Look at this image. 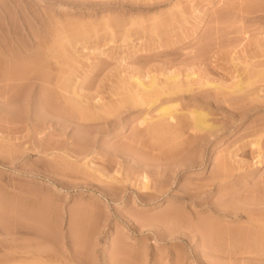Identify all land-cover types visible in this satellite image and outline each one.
Here are the masks:
<instances>
[{"label": "rangeland", "instance_id": "374dc122", "mask_svg": "<svg viewBox=\"0 0 264 264\" xmlns=\"http://www.w3.org/2000/svg\"><path fill=\"white\" fill-rule=\"evenodd\" d=\"M0 58V264L264 263L218 254L225 239L199 228L246 223L217 203L245 205L239 195L264 184V0H0ZM170 75L188 89L163 99L214 126L186 129L181 155L152 159L131 135L162 101L144 113L118 99L144 92L134 77L166 86ZM75 89L113 113L111 127L77 126ZM223 176L239 187L225 196Z\"/></svg>", "mask_w": 264, "mask_h": 264}, {"label": "bare ground", "instance_id": "6f19581e", "mask_svg": "<svg viewBox=\"0 0 264 264\" xmlns=\"http://www.w3.org/2000/svg\"><path fill=\"white\" fill-rule=\"evenodd\" d=\"M114 22V21H113ZM110 23V22H109ZM108 23V24H109ZM117 23V22H116ZM112 24H114V23H112ZM115 25H117V24H115ZM114 25V26H115ZM111 27H112V25H111ZM109 28H110V25H109ZM111 30V29H110ZM129 31V30H128ZM111 33H113V31H111ZM114 34V33H113ZM5 42V41H4ZM5 47V46H4ZM1 59V58H0ZM2 60H3V58H2ZM1 61V60H0ZM4 63V62H3ZM1 64V63H0ZM7 68V67H6ZM1 69V68H0ZM4 69H5V67H4ZM3 71V70H2ZM10 72V71H9ZM1 74H2V72H0ZM2 76V75H1ZM250 78V77H249ZM248 78V79H249ZM0 79H2V78H0ZM134 80H135V83H137L138 85H140V86H142L143 87V91L144 92H141V94H139L140 93V91H137V90H139V89H135L136 91L133 93L132 92V94H121V96L122 95H124V96H122V98H120V99H118V105L117 106H119V107H117L118 109L117 110H120V108H133L132 109V111L133 110H135V108L137 109V108H139V107H145L144 109H142L141 111L142 112H144L145 113V111H149L150 110V106H154L156 103H157V101L158 100H161L162 101V103L163 104H161L160 106H159V108H158V116L156 115V121L155 120H153L154 118H153V116H149V117H144L143 119L144 120H142V121H140V122H142L143 123V125L145 124V122H148L147 124H150L149 126H147L148 128H146L147 130H144L143 128H145V126L142 128L143 130H144V132H143V130H141V129H139V130H141L142 132L139 134L138 132V134L136 133V134H134L135 132H132L133 133V135H131V138H133L134 139V141L136 142L137 140L138 141H142V144H146L148 147H150L149 149H150V151H148V150H146V151H148V153L149 154H152V159H155L156 158V156H158V157H162L163 155L165 156V158H169V157H176V155H181L182 153H183V151H184V149H179L178 147H179V145H181V143H182V146L184 147V145H183V141H181V139H182V136L185 134V133H187V130L186 129H191V130H195V131H197L198 132V130L200 131V130H206V129H210V128H212L214 125L212 124V122H210V121H207V116H208V113H206L205 111H202V110H198V109H190L189 111L188 110H186V111H184V109L182 110V108H180V103L179 102H173V100L175 101V100H177L178 98H176V97H168V98H164L163 99V97L165 96V95H170V96H173V95H177V93H180V92H182V91H185V90H187L188 89V87H185L184 88V86L183 85H180L179 83H178V81H179V79H178V77H177V75H170V76H168V80L169 81H167L168 83H166V86L167 85H169V86H165L166 87V89H163V87L162 86H159V84H158V82L156 81V79L155 78H153L152 79V83H151V85H145L144 84V82L141 80V79H139V77H134ZM239 81H241V80H239ZM239 81L238 82H236V85H235V89L237 88V84H238V89H243V87H245V85L246 84H250L251 83V81H253V79H252V77H251V79L246 83L245 81H244V83L245 84H243V83H241V84H239ZM6 83H7V81H5ZM169 82H170V84H169ZM241 82H243V81H241ZM254 82V81H253ZM252 82V83H253ZM251 83V84H252ZM6 85V84H5ZM6 88H7V86H5ZM5 87H3L4 89H5ZM162 87V88H161ZM189 88H190V86H189ZM246 88V87H245ZM3 89V90H4ZM8 89V88H7ZM77 89H75L74 91L75 92H73L74 94V96H76V97H74L75 98V101H76V104H72L71 105V103H70V105H68L69 104V98L68 97H66V95H64L65 97H66V99H67V101L64 99V98H62L65 102H64V104H67L68 106L67 107H70V114L68 113V115H69V117L70 116H72L73 115V113H71V112H76V114H77V117H76V119H75V122L77 123V126L78 127H80V126H86V127H91V128H96L97 129V126L99 125L98 124V122H99V120H104L110 127H111V125L114 123V122H112L113 121V118H111V114H113L112 112H108L107 114L106 113H100V110L98 109L99 107L98 106H96V104L94 103L93 105H92V103H91V105L92 106H90V103H88V100H86L85 99V97L82 95L81 96V94H78V92L76 91ZM0 91H2L1 89H0ZM129 91H132V90H129ZM134 91V90H133ZM139 92V93H138ZM162 93H165V94H162ZM72 96V95H71ZM62 97V96H61ZM72 97V98H73ZM71 98V99H72ZM76 99H78V103H77V100ZM63 100H62V102H63ZM73 100V99H72ZM74 101V100H73ZM72 101V102H73ZM90 101H91V99H90ZM116 101V100H115ZM172 101V103H170ZM115 104V103H114ZM114 104H112V105H114ZM99 105V104H98ZM102 105H104V104H102ZM116 105V104H115ZM63 107H65L64 105H62ZM98 107V108H97ZM100 107H101V105H100ZM103 107V106H102ZM116 107V106H115ZM59 109H61V108H59ZM101 109H104V108H101ZM9 110V109H8ZM63 110H66L65 108L63 109ZM98 110V111H97ZM106 110V109H105ZM112 110V109H111ZM122 110V109H121ZM60 111H62V110H59V113H60ZM113 111H115V109L113 110ZM102 112V111H101ZM146 113H148V112H146ZM64 114V113H63ZM62 114V115H63ZM190 114V115H189ZM61 115V114H60ZM74 116V115H73ZM189 116V117H188ZM75 118V117H74ZM73 118V119H74ZM115 118V117H114ZM153 118V119H152ZM173 119H176L177 121V125H176V123H174L173 125L175 126V128H174V126L171 124V120H173ZM115 120V119H114ZM154 121V122H152V123H150V121ZM74 121V120H73ZM174 121V120H173ZM61 123V122H60ZM141 126H142V124H140ZM139 125V126H140ZM136 127H138V126H136ZM135 127V128H136ZM140 128V127H139ZM263 129V128H262ZM99 131H101V128L100 129H98ZM190 134H191V132H189ZM136 137H135V136ZM192 135H193V133H192ZM133 136V137H132ZM120 137V136H119ZM130 137V136H129ZM146 137H148L147 138V140L146 139H143V138H146ZM186 137V136H185ZM192 137H194V135L192 136ZM196 137V136H195ZM194 137V138H195ZM198 137V136H197ZM184 138V137H183ZM187 138V137H186ZM185 138V139H186ZM189 138H190V136H189ZM194 138H193V140H194ZM260 138V137H259ZM133 139H132V141H133ZM192 138H190L189 140L192 142V140H191ZM119 140V139H118ZM195 140H196V138H195ZM194 140V141H195ZM259 140V139H258ZM115 141V140H114ZM120 141V140H119ZM128 141V140H127ZM185 141V140H184ZM193 141V142H194ZM262 141V140H261ZM258 142H260V141H258ZM257 142V139H256V142L255 141H253L252 143L254 144L255 143V146H261V145H259V144H256V143H258ZM126 143V142H125ZM124 143V144H125ZM134 142H132V144H133ZM137 143V142H136ZM142 144H140V146L142 145ZM188 144V143H187ZM192 144V143H191ZM190 144V145H191ZM262 144V143H261ZM134 145H136L135 143H134ZM134 145H132V146H134ZM126 146V145H125ZM129 146H131L130 144H129ZM254 146V147H255ZM257 146V147H258ZM144 147V146H143ZM185 147H187V146H185ZM262 147V146H261ZM263 147H264V145H263ZM133 148V147H132ZM146 147H144V149H145ZM177 148L179 149V150H183V151H178L177 150ZM259 148V150L257 151V156L258 157H260L261 159H259L260 161H262V158L264 157V149H262V148H260V147H258ZM130 149V148H129ZM140 149V150H139ZM139 151L141 152V151H143V150H141V149H143V148H140L139 147ZM146 149H148V148H146ZM186 149H188V148H186ZM255 149H257V148H255ZM132 150H134V149H132ZM145 151V150H144ZM154 151H158V153H156L155 152V154H154ZM256 151V150H255ZM138 152V151H137ZM136 152V153H137ZM140 152H138V153H140ZM137 153V155H139ZM142 153H140V155H141ZM143 154H146V155H143V156H147L148 155V157H150L149 156V154H147V152H144ZM186 154V153H185ZM255 154V155H256ZM156 155V156H155ZM155 156V157H154ZM163 156V157H164ZM144 157V158H145ZM147 157V158H148ZM154 157V158H153ZM162 157V158H163ZM178 157V156H177ZM162 158H160V159H162ZM148 160H150V158L148 159ZM163 160V159H162ZM258 160V161H259ZM225 161V160H224ZM89 163V162H88ZM226 163V162H225ZM224 163V164H225ZM162 164V163H161ZM219 165H220V163H219ZM222 165V164H221ZM226 165H228V164H226ZM225 165V166H226ZM223 166V165H222ZM224 166V167H225ZM221 167V166H220ZM226 167H228V166H226ZM216 168H218V167H216ZM223 168V167H222ZM220 169V168H219ZM226 169V168H225ZM224 169V170H225ZM229 169V168H228ZM221 170V169H220ZM215 171H217V170H215ZM219 171V170H218ZM217 171V172H218ZM227 171H229V173H230V169L229 170H227ZM213 172V171H212ZM222 172H223V170H222ZM221 172V173H222ZM215 173V172H214ZM220 173V172H219ZM228 174V173H227ZM214 175V174H213ZM219 175V174H218ZM229 175V174H228ZM146 176V180H145V182H144V187H146V188H148L149 187V185H148V178H147V175H145ZM221 176V175H220ZM264 176V175H263ZM227 178V176H223L222 178H220L219 179V181H220V183L218 184V185H215V183H213V185H215V187H217L216 189H217V191H219V192H221L222 190H226V192H222L223 193V196H225L226 194H228V192L230 193L231 191H235V190H237L238 188H236V184H234V183H231V182H227V183H224V184H221V182L222 181H224L225 179ZM212 180V179H211ZM227 180V179H226ZM264 180V177H263V179H262V181ZM259 181H260V179H259ZM259 181H257L256 183H258ZM264 182V181H263ZM263 182H262V184H263ZM164 183V182H163ZM211 183V182H210ZM211 185V184H210ZM260 185V184H259ZM258 185V189H257V191L256 192H259V194H261V195H257L256 193H255V191H254V193L256 194H254V196H252L253 195V191L251 192V191H249V188H248V191L247 192H249V193H247V194H242V195H239L240 197L239 198H243V202H244V204L245 205H238V204H234L233 202H226L225 200H223V198H222V200H220L218 203H217V206H218V210H219V216H221V217H225V219L224 220H226V217L227 216H231L230 218V220H232V219H236V218H238V216L237 217H234V216H232V214L233 215H235V214H246L247 215V217H248V221L246 222V223H244V224H242V225H240V226H232V224L230 223V225L229 224H225V225H223L222 223H225V221H223V222H221V224H222V228H219L218 226H215V225H213L212 224V222L211 221H204V222H202L201 224H200V226H199V228H200V230H201V232L204 234V236H205V238H206V240H208V239H210V238H214V237H217V236H220V237H217V238H220V241H218V240H216V241H218V242H216V243H219V245H221V247H222V244H220L222 241L221 240H223V239H225V241H226V243L224 242V244L223 245H225V248L226 249H223V247H222V249L223 250H225V251H223V250H221V251H218L217 250V248H219V249H221L220 247H217V245L215 246V247H217L216 248V250L219 252L218 254H220V253H222L223 252V255H225L226 253L227 254H229L231 257H232V255L234 256L233 258H235L236 257V255H234V254H237V253H239V254H241V256L244 254V253H248V254H251V256H253V258H255V259H258V260H261V261H263L264 260V184L263 185H261V186H259ZM164 186V185H163ZM189 186V185H188ZM255 186V185H254ZM257 186V185H256ZM162 187V186H161ZM209 187V186H208ZM241 188V187H240ZM163 189V188H162ZM195 189V188H194ZM203 189V188H202ZM250 189H251V187H250ZM243 190V189H242ZM252 190H254V188H252ZM190 193H191V191H189ZM207 192V191H206ZM238 192V191H237ZM241 192V191H240ZM240 192H239V194H240ZM201 193V192H200ZM246 193V192H245ZM237 194V193H236ZM243 196V197H242ZM222 197V196H221ZM220 197V198H221ZM238 198V197H237ZM239 198H238V200H239ZM217 200V199H216ZM235 201H237V200H235ZM238 202V201H237ZM246 204H251V205H255V206H252V207H248V206H246ZM13 212V211H12ZM172 212V211H171ZM14 213V212H13ZM22 214V213H21ZM11 215H14V214H11ZM16 215H17V213H16ZM22 216V215H21ZM20 217V216H19ZM203 217V216H202ZM9 218H10V215H9ZM174 218V217H173ZM178 218V217H177ZM11 219V218H10ZM9 219V220H10ZM17 219V218H16ZM21 219V218H20ZM175 219V218H174ZM206 219H208V218H206ZM13 221H15V220H12V221H9V222H13ZM202 221V220H201ZM212 221H213V219H212ZM8 222V223H9ZM200 222V221H199ZM213 223H214V221H213ZM227 223V222H226ZM237 223V222H236ZM19 224V223H18ZM216 224V223H215ZM238 224V223H237ZM12 225V224H11ZM21 225V224H20ZM23 225V224H22ZM197 225V224H196ZM239 225V224H238ZM20 227V226H19ZM18 227V228H19ZM198 226H196V228H197ZM15 229V228H14ZM17 229V228H16ZM25 230V229H24ZM23 230V231H24ZM199 230V229H198ZM18 231V230H17ZM12 233V232H11ZM14 233V232H13ZM15 234V233H14ZM11 236L13 235V234H10ZM14 236V235H13ZM12 236V237H13ZM15 236H16V234H15ZM15 236L13 237V238H11V240H10V249H11V256H14L15 254L14 253H16V251H17V241H16V239L17 238H15ZM212 238V239H213ZM211 239V240H212ZM214 239H216V238H214ZM214 239H213V242H214ZM213 242H211L212 244H213ZM222 242V243H223ZM39 243V242H38ZM215 243V244H216ZM39 245V244H38ZM210 245V244H209ZM218 245V246H219ZM20 246V244L18 245V247ZM22 246V245H21ZM20 246V247H21ZM36 246V245H35ZM41 245H39V247H40ZM214 246L212 247V245L210 246V248L212 247V248H214ZM20 247H19V249H20ZM27 247V246H26ZM36 249H38L37 248V246L35 247ZM34 248V249H35ZM42 248V247H41ZM40 248V249H41ZM21 249H23L22 247H21ZM20 249V250H21ZM35 249V250H36ZM45 249V248H44ZM43 249V250H44ZM207 249V248H206ZM30 250V249H29ZM42 250V251H43ZM216 250H214V252H216L217 253V251ZM9 252V251H8ZM20 252V251H19ZM44 252V251H43ZM47 252H48V250H47ZM213 252V253H214ZM226 252V253H225ZM215 253V254H216ZM36 254V253H35ZM238 254V255H239ZM248 254L246 255V256H248ZM245 255V254H244ZM15 258H16V256H14ZM13 257V258H14ZM226 257H227V255H226ZM238 257V259H239V257L240 256H237ZM243 257L244 256H242V259H243ZM252 258V257H251ZM12 259V258H11ZM247 259V258H246ZM248 259H250V257L248 258ZM16 260V259H15ZM236 260H237V258H236ZM241 260V259H240ZM245 260V259H244ZM13 261V260H12ZM254 261V260H253ZM258 262V261H257ZM256 262V263H257ZM260 262V261H259ZM258 262V263H259ZM241 263V262H240ZM262 263V262H261ZM264 264V263H263Z\"/></svg>", "mask_w": 264, "mask_h": 264}]
</instances>
